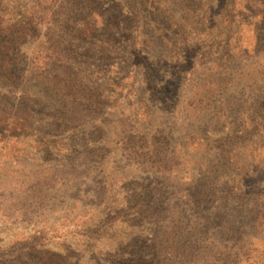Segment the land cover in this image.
<instances>
[{"label": "rangeland", "instance_id": "1", "mask_svg": "<svg viewBox=\"0 0 264 264\" xmlns=\"http://www.w3.org/2000/svg\"><path fill=\"white\" fill-rule=\"evenodd\" d=\"M257 13L0 0V264H264Z\"/></svg>", "mask_w": 264, "mask_h": 264}, {"label": "trees", "instance_id": "2", "mask_svg": "<svg viewBox=\"0 0 264 264\" xmlns=\"http://www.w3.org/2000/svg\"><path fill=\"white\" fill-rule=\"evenodd\" d=\"M251 2L258 9L257 16L260 18V25L264 32V0H251Z\"/></svg>", "mask_w": 264, "mask_h": 264}]
</instances>
